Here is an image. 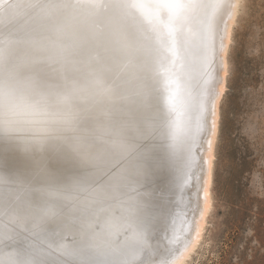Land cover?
<instances>
[{
    "label": "snow or ice",
    "instance_id": "1",
    "mask_svg": "<svg viewBox=\"0 0 264 264\" xmlns=\"http://www.w3.org/2000/svg\"><path fill=\"white\" fill-rule=\"evenodd\" d=\"M220 7L0 0V144L76 168L58 176L34 161L26 174L0 180V264H145L147 239L169 225L174 188L202 185L207 171L200 153L212 147L227 38L226 26L213 29ZM72 13L86 23L70 27ZM192 27L203 63L216 72L195 123L175 94L157 109L148 84L158 75L150 62L163 53L175 66ZM150 175L163 179L142 194Z\"/></svg>",
    "mask_w": 264,
    "mask_h": 264
},
{
    "label": "rangeland",
    "instance_id": "2",
    "mask_svg": "<svg viewBox=\"0 0 264 264\" xmlns=\"http://www.w3.org/2000/svg\"><path fill=\"white\" fill-rule=\"evenodd\" d=\"M224 53L209 208L182 264H264V0H240Z\"/></svg>",
    "mask_w": 264,
    "mask_h": 264
},
{
    "label": "bare ground",
    "instance_id": "3",
    "mask_svg": "<svg viewBox=\"0 0 264 264\" xmlns=\"http://www.w3.org/2000/svg\"><path fill=\"white\" fill-rule=\"evenodd\" d=\"M216 2L221 7L215 13L213 29L214 31L216 29L223 30L226 26L227 38L224 41L226 50L240 0H216ZM71 15L75 16L76 19L70 20V27L75 28L82 22L86 23L78 13H72ZM196 32L197 29L192 27L193 35L189 36L187 41L182 44L180 49L181 59L175 66L170 64V58L164 56L163 53H161L163 59L157 58L159 63L150 62V72H156L158 75L148 81L149 87L153 90V103L157 109L166 110L170 94H175L178 102L185 107L188 116L194 123L200 116L199 106L203 101V95L208 86L207 82L212 81L215 83L216 79L214 65H205L202 61ZM211 39L210 35L209 44H211ZM216 43L218 45V40ZM224 52L222 56L225 65ZM215 89L218 98L222 92V85L218 86L215 83ZM217 98L215 101V126ZM214 129L216 130V128ZM213 131L208 137L212 140V144ZM200 155H203L204 159L208 161L207 171L203 174L202 185L191 181L183 191H180L178 187L174 188V196L172 197L174 207L169 225L166 231L147 239L146 243L150 246L151 255L142 257L145 264H162V262L163 264H182L189 256L190 248L199 240L210 202V165L212 157H214L212 147L200 153ZM34 161L42 163L45 168L58 176H71L76 171L72 161L59 158L52 153L41 152L36 157H29L19 148L0 144V180L14 179L19 174H26L35 167ZM194 171L198 174V170ZM161 179H163V176L160 175H150L145 178L140 189L141 193L150 192L153 186L160 183ZM170 179L174 178L170 177ZM28 242L39 243V240L29 237Z\"/></svg>",
    "mask_w": 264,
    "mask_h": 264
}]
</instances>
